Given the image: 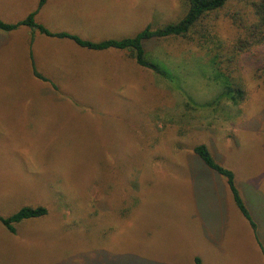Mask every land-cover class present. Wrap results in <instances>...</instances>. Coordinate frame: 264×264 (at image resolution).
Masks as SVG:
<instances>
[{"label":"rangeland","instance_id":"374dc122","mask_svg":"<svg viewBox=\"0 0 264 264\" xmlns=\"http://www.w3.org/2000/svg\"><path fill=\"white\" fill-rule=\"evenodd\" d=\"M38 3L0 0V20H25ZM240 8L207 20L225 48ZM187 10L181 0H51L36 22L101 42L176 23ZM198 43L145 42L158 75L128 51L0 31V216L48 210L15 234L0 222V264H264L224 178L193 152L204 144L234 172L264 247V46L237 59L246 99L234 105Z\"/></svg>","mask_w":264,"mask_h":264},{"label":"trees","instance_id":"16d2710c","mask_svg":"<svg viewBox=\"0 0 264 264\" xmlns=\"http://www.w3.org/2000/svg\"><path fill=\"white\" fill-rule=\"evenodd\" d=\"M49 0H39L38 7L30 13L25 20L11 24L0 20V31L11 32L20 27H27L32 32L56 39H67L73 41L81 48L91 51L119 50L130 52V57L137 65L153 71L155 74L163 75L161 67L147 59L144 43L153 39L165 38H185L197 40L201 49H206L208 53L213 54V61L217 69L218 77L222 78L223 94L226 99L234 105H239L246 99V86L241 79L235 80L233 74L238 71L236 61L243 55L251 53L253 50L264 46V0H181L188 7L185 16L176 23L165 25L153 30L146 27L136 36L127 39H110L101 42L85 40L78 35L67 32H51L44 25L36 22L39 11L47 4ZM237 1L241 8L232 14L233 25L237 29L236 38L230 41L227 48L222 45L218 33L209 28L207 20L210 16L222 9L227 8L233 2ZM257 77L262 80L264 87V66L257 69ZM38 78H43L36 72ZM196 105V104H195ZM201 107V106H200ZM195 156L202 163L224 178L234 203L249 223L254 232L255 239L260 247L261 254L264 256V247L260 242L258 235V224L247 206L235 180V174L230 169L219 164L210 149L200 144L193 150ZM48 210L43 207H23L9 217L0 216V222L10 232L16 233V226L24 221L39 219L45 217ZM196 264H202L201 259H195Z\"/></svg>","mask_w":264,"mask_h":264},{"label":"crops","instance_id":"0c3cea01","mask_svg":"<svg viewBox=\"0 0 264 264\" xmlns=\"http://www.w3.org/2000/svg\"><path fill=\"white\" fill-rule=\"evenodd\" d=\"M49 1H51V0H49ZM49 1H48L47 3H49ZM46 5H47V4H46ZM46 5H45V6H46ZM45 6H44V7H45ZM67 33H68V32H67ZM102 52H103V51H102ZM254 212H255V211H254ZM255 213H256V212H255ZM257 216H258V215H255L256 220H257L258 222H261V219H260L259 217H257ZM261 230H262V229H261V225H258V234H259L260 239H261V233H260ZM259 248H260V247H259ZM260 252H261V250H260ZM261 253H262V252H261ZM261 255H262V254H261ZM263 257H264V256H263Z\"/></svg>","mask_w":264,"mask_h":264}]
</instances>
